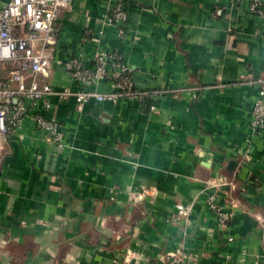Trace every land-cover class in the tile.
I'll return each instance as SVG.
<instances>
[{
  "label": "crops",
  "instance_id": "obj_1",
  "mask_svg": "<svg viewBox=\"0 0 264 264\" xmlns=\"http://www.w3.org/2000/svg\"><path fill=\"white\" fill-rule=\"evenodd\" d=\"M8 0H0V7ZM113 2L117 28L99 22ZM118 51L147 103L51 97L64 152L37 132L0 144V264H264V131L250 139L264 77V17L235 0H71L53 60ZM55 91L77 88L53 66ZM106 91L105 84L99 86ZM233 162V170L226 166ZM218 176L234 188L206 186ZM229 213L218 225L205 200ZM190 205L186 220L176 206Z\"/></svg>",
  "mask_w": 264,
  "mask_h": 264
},
{
  "label": "built area",
  "instance_id": "obj_2",
  "mask_svg": "<svg viewBox=\"0 0 264 264\" xmlns=\"http://www.w3.org/2000/svg\"><path fill=\"white\" fill-rule=\"evenodd\" d=\"M71 0H8L0 7V144L6 139L23 140L29 133L37 132L53 152H64L58 122L47 117L53 106L50 98L65 101L72 98L77 110L89 100L97 103L116 104L120 101L142 103L163 95L159 90H136L131 71L124 64L118 51L98 48L90 58L89 66L83 65L82 55L77 53L62 62L53 60L55 43L60 30L62 12ZM245 6L248 14L264 17V0H235ZM126 13L121 4L113 2L102 18L103 26L117 28V38L122 37L120 26L125 24ZM58 66L70 84L77 88L55 91L48 83V76ZM105 84L106 91L99 86ZM248 84L256 89V97L249 114L250 139L264 131V77L251 79ZM226 183L234 188L233 180L226 182L221 176L209 183L215 188ZM207 208L215 210L213 196L208 197ZM187 206H176V213L166 223L183 218L190 211ZM216 209V221L225 227L231 215ZM164 264H197L179 252H169Z\"/></svg>",
  "mask_w": 264,
  "mask_h": 264
},
{
  "label": "rangeland",
  "instance_id": "obj_3",
  "mask_svg": "<svg viewBox=\"0 0 264 264\" xmlns=\"http://www.w3.org/2000/svg\"><path fill=\"white\" fill-rule=\"evenodd\" d=\"M102 18H103V17H101V20H102ZM99 24L102 26V25H103V24H102V21H100ZM118 39H120V38H118ZM120 102H122V101H120ZM133 102H134V101H128V102L125 101L124 103H133ZM218 177H221V176H218ZM218 177H217V178H218ZM217 178H216V179H217ZM225 178H226V182H227L228 180H230V179L227 178V177H225ZM214 181H215V180H214ZM208 184H209V183L206 182V186H208ZM223 188H228V189H227L228 191L233 190V189H231V187H230L229 185H227L226 183H221L220 185L216 186L214 189H215V192H219V191H222ZM208 202H209V201H208V198H207V199L205 200V203L207 204ZM178 206H182V205L179 204ZM186 208H191V206H190V205H187ZM217 208L220 209L219 212H220V211H223V209H222L221 207H219V206H217V207L215 208V210H213V211L208 209V210L212 213V215H213L215 218H217V216H216V215H217V211H216ZM223 212H225V211H223ZM189 213H190V211H188V212L186 213V216L183 217L184 220L187 219ZM226 213H227V212H226ZM165 220H166V219H165ZM226 225H227V224H226ZM226 225H225V226H226ZM125 264H128V262L125 263ZM178 264H180V263H178Z\"/></svg>",
  "mask_w": 264,
  "mask_h": 264
},
{
  "label": "water",
  "instance_id": "obj_4",
  "mask_svg": "<svg viewBox=\"0 0 264 264\" xmlns=\"http://www.w3.org/2000/svg\"><path fill=\"white\" fill-rule=\"evenodd\" d=\"M233 166H234V163L233 162H229L226 166V170L228 172H231L233 170Z\"/></svg>",
  "mask_w": 264,
  "mask_h": 264
},
{
  "label": "trees",
  "instance_id": "obj_5",
  "mask_svg": "<svg viewBox=\"0 0 264 264\" xmlns=\"http://www.w3.org/2000/svg\"><path fill=\"white\" fill-rule=\"evenodd\" d=\"M149 100H145V101H143L142 103H147Z\"/></svg>",
  "mask_w": 264,
  "mask_h": 264
}]
</instances>
